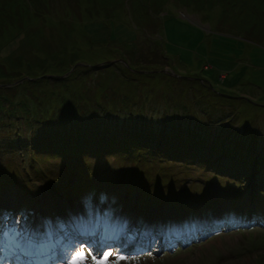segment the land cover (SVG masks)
<instances>
[{
    "label": "rangeland",
    "instance_id": "obj_1",
    "mask_svg": "<svg viewBox=\"0 0 264 264\" xmlns=\"http://www.w3.org/2000/svg\"><path fill=\"white\" fill-rule=\"evenodd\" d=\"M25 2L6 1L19 7ZM79 4L76 8L73 0H59L54 11L44 10V15L31 10L33 18L22 31L7 28L0 39V64L22 73L29 60L36 65L48 59L53 65L54 53L65 58L69 51H78L72 70L60 79L41 80L34 93L48 97L58 121L71 114L60 112L70 97L79 96L80 104L83 98L94 106V99H102L108 111L101 107L95 111L98 116H89L104 121L118 137L125 136L124 145L120 152L104 149L89 156L43 158L45 153H32L25 144L27 128L22 131L24 142L18 141L21 145L14 151L4 142L0 264H68L81 246L97 257L111 251L112 261L127 258L119 264H264V33H253L250 23L236 22L219 6L195 10L169 1L163 28L159 24L158 30H147L127 21L125 7L106 10L86 0ZM108 12L117 24L112 31L120 43L113 35L104 44L108 24L100 20L108 22L103 14ZM14 18L15 25L24 21ZM88 37L96 41L94 45L87 43ZM61 62L55 69L59 74L69 66L64 59ZM76 63L82 66L77 68ZM85 65L95 66L86 76ZM154 68L167 71L147 72ZM65 78H69L67 89L58 82ZM21 91L30 96L25 87L18 90V98ZM131 125L141 133L149 127L145 150L143 138L135 142L130 136ZM155 126L169 130L168 135L177 133L182 145L188 136L198 140L195 135H200L206 150L223 146L245 167L228 166L230 159L224 155L200 159L179 144L170 149ZM122 129L129 133L120 135ZM137 146L142 152L135 151ZM32 157H41L42 162ZM206 160L223 170L211 168ZM236 174L242 179L234 178ZM4 176L10 180L4 183ZM76 213L90 222L83 223L86 242L70 222ZM156 226L164 231L151 237ZM91 227L100 231L97 238L96 231L90 234ZM175 232L181 235L171 238ZM112 234H121L124 240L104 242ZM43 237L52 244L49 253L23 259L14 248L19 243L33 251L43 244Z\"/></svg>",
    "mask_w": 264,
    "mask_h": 264
},
{
    "label": "trees",
    "instance_id": "obj_2",
    "mask_svg": "<svg viewBox=\"0 0 264 264\" xmlns=\"http://www.w3.org/2000/svg\"><path fill=\"white\" fill-rule=\"evenodd\" d=\"M7 0H0V39L1 36H3L4 31L9 27H17V30L22 31V27L26 24H29L32 20V15L30 14L31 10H34V13L39 12L40 15H44V10L48 12L50 9L54 11V4H58L59 0H49V3H47V0H27V2L23 3L20 7L17 4L12 3H6ZM70 1V0H65ZM74 5L76 8L80 6L79 1L80 0H73ZM88 3L94 4L96 7H101L102 9H108L115 6H121L122 8L125 7L128 19L127 21H131L132 24H135L136 26H143L145 29H151V30H158L159 24L160 26H164V21H162V15L165 13V7L169 1L175 2L177 5L182 6L184 8L188 7H194L195 10H202L203 8H212L214 6H219L226 11V15H229L236 19V22L238 23H250V30L255 34H262L264 33V0H86ZM18 10H13L14 8H17ZM16 16H21L24 21L20 24L15 25V18L16 16H13V14ZM106 14L107 17L105 18L109 20L108 22H103L104 20H100V23L108 24V34L109 38H105L104 44L111 41L113 35V29L117 27V24L113 18H110L108 16H112V14L103 13ZM26 15V18L25 16ZM128 23V22H127ZM127 23H124L123 25H126ZM128 25V24H127ZM110 26V27H109ZM151 27V28H150ZM161 37V34L158 33L156 36L155 46L157 47L156 42ZM115 42H118V38L115 35ZM117 40V41H116ZM123 40V39H122ZM96 42V41H94ZM94 42L88 37L87 43L89 45H94ZM122 44H124V41ZM99 43V42H97ZM158 48V47H157ZM159 51V49H158ZM78 52V51H77ZM74 51H69L68 56L64 58L62 55L60 57V54L54 53L52 59H54V64L51 65L52 60H42V62L38 64L33 65V61L29 60L26 63V69L24 72L20 73L17 69H13L12 71H7L5 66L3 64H0V151H2V145L4 142L9 145L10 151H14L13 149L21 144H18L20 142H24V139L22 137V131L23 129H28V134L25 140V144H29L31 146L32 153H45L43 154V158L51 156L49 154H52V156H59V155H66V154H73L77 153L83 156H89L87 154L92 153H102V151L105 149L106 151H115L118 152L121 151V145L123 144V141L125 140V136L118 137L115 133L111 131V128L106 125V123L102 120L97 121V119H93L89 115L93 114L95 116H98V114L95 113L96 109L103 108L104 112H107L108 108L105 102L101 99L100 101L94 99L93 103L96 104V106L91 105V103L86 102L82 98V104L78 102L79 96L70 97L69 102H66L67 107H62L63 105V97L59 99L58 106L62 107L60 112L63 114L65 112H70L71 114L69 117H66L62 120H56L53 119V116L51 112L53 109H50L49 107L52 106L49 103L48 97H45L44 95H36L34 92V85L38 84L43 81H50L52 77H58L62 76L64 73L68 71L70 68L73 69V63L78 61V54ZM71 57L69 59L68 57ZM64 59V61L67 62L69 66L62 71L63 73H57L55 69H58L62 64L61 60ZM111 61H106L105 66H110ZM125 63L122 60V64ZM32 65L34 67H32ZM13 67H18V64L11 65ZM74 66H82V63H76ZM124 66V64H123ZM95 66H88L85 65V69L88 71H83L82 73L84 76H86L87 73L94 70ZM125 67V66H124ZM83 68V67H82ZM128 69L127 67H125ZM81 69V68H80ZM75 70V69H74ZM73 70V71H74ZM159 70V71H158ZM39 73H38V72ZM78 71V70H77ZM162 72L160 69L154 68L151 71L147 72ZM61 72V71H60ZM143 72V71H142ZM81 72H78L80 74ZM145 74V73H144ZM50 78V79H48ZM68 79H61L58 81L61 84H64L65 88L68 86ZM21 81V82H19ZM16 82V85H14ZM13 84V85H11ZM58 86V85H57ZM29 88L30 93L26 95L24 92H20L21 98H18V90L21 88ZM60 87V86H59ZM67 89V88H66ZM33 96V97H31ZM105 104V105H104ZM98 105V106H97ZM92 106V107H91ZM87 108L85 110L86 112H82L83 109ZM107 110V111H106ZM103 113V112H102ZM84 115H87L84 117ZM69 119V120H68ZM23 121V122H22ZM160 122V121H159ZM64 123H71L70 125H64ZM161 123V122H160ZM163 124V123H162ZM97 125V126H96ZM91 126H96L95 128L91 129ZM151 126L150 124L148 125ZM154 126V125H153ZM133 128L132 133H130V136H133V141L137 142V138L139 140H144V144H142V150H145V146L148 145V136L147 130H149L147 127H143V130L145 131L141 133V131L137 130V127L134 125H131L129 128ZM164 127L155 126L154 129H158V134L160 137V140L166 141L167 143H164L166 146L168 145V148L174 149L176 144L178 146H181L184 148V150L190 151V153L194 156H199L200 159L206 158V159H212V154H214V158H218L220 155H224L227 157V159H230L228 162V166H234L237 168L245 167L241 164L237 163L238 156H234V154L228 153L225 149V147L221 146L222 149L218 148L216 151L212 149V146L207 148L209 150H206V146L202 144L200 141H202L204 138L200 135H195L198 140H193L191 137L188 136L187 140L184 141V145H182V142L177 143L180 139V136L177 133H172L168 135L169 130L163 131ZM67 130V131H66ZM123 132L129 133V131H125V129H122L120 131V135H123ZM151 132V131H149ZM119 134V133H118ZM173 134H176L175 136H172ZM193 136V135H192ZM151 139V138H150ZM20 141V142H18ZM141 142V141H140ZM162 145V144H161ZM116 148V149H113ZM12 149V150H11ZM113 149V150H111ZM151 149V148H150ZM135 151L142 152L138 146L135 148ZM214 151L216 153H214ZM195 152V153H193ZM237 151H233L235 153ZM261 155V154H260ZM263 159H264V154ZM246 156V155H245ZM249 156V155H248ZM37 157V156H36ZM247 157V156H246ZM41 158V157H39ZM39 158H33L34 161H41ZM248 158V157H247ZM227 162V160H226ZM206 164L210 165L211 168L214 169H222L219 165L218 168H216L212 161L206 160ZM230 164V165H229ZM244 164V162H242ZM264 166V165H263ZM43 169V167H42ZM39 169V170H42ZM250 169L248 168V171ZM43 171V170H42ZM246 172V171H245ZM251 172V171H250ZM253 173V171H252ZM251 173V174H252ZM264 173V171H263ZM250 173H247L248 175H251ZM233 176V175H232ZM234 178H240L242 179V174H239ZM246 176V177H247ZM10 180L9 177L4 176L3 182ZM243 182V181H242ZM240 186H242L240 184ZM243 187V186H242ZM241 187V188H242Z\"/></svg>",
    "mask_w": 264,
    "mask_h": 264
},
{
    "label": "snow or ice",
    "instance_id": "obj_3",
    "mask_svg": "<svg viewBox=\"0 0 264 264\" xmlns=\"http://www.w3.org/2000/svg\"><path fill=\"white\" fill-rule=\"evenodd\" d=\"M114 254L111 251H105L100 257L92 255L86 247L81 246L71 255L68 260V264H89V258L91 264H119V261L127 259L126 257L119 256L115 261L110 260Z\"/></svg>",
    "mask_w": 264,
    "mask_h": 264
},
{
    "label": "bare ground",
    "instance_id": "obj_4",
    "mask_svg": "<svg viewBox=\"0 0 264 264\" xmlns=\"http://www.w3.org/2000/svg\"><path fill=\"white\" fill-rule=\"evenodd\" d=\"M75 207V206H74ZM53 218V217H52ZM124 219V218H123ZM137 219V218H136ZM119 220V219H118ZM174 223V222H173ZM179 223V222H178ZM112 224V223H111ZM51 225V224H50ZM147 226V225H146ZM49 227V226H48ZM63 229V228H62ZM76 231H78L77 233L79 234V230L78 229H76ZM45 232V231H44ZM46 234V233H45ZM53 234V233H52ZM42 235V234H41ZM41 235L39 236L40 238H41ZM120 235V234H119ZM152 236V235H151ZM44 238H46V237H43L42 239H41V241L43 242V244L41 245V246H39V247H37L36 248V250L34 251V254L35 255H40V253L42 252H45V251H47L48 253L52 250V248H51V246H52V244H51V242H47V241H45L44 240ZM114 239H116V237H114ZM88 241V240H87ZM37 242V241H36ZM98 243H101L100 241L98 242ZM175 244H176V242H175ZM60 245V244H59ZM41 258V257H40Z\"/></svg>",
    "mask_w": 264,
    "mask_h": 264
},
{
    "label": "water",
    "instance_id": "obj_5",
    "mask_svg": "<svg viewBox=\"0 0 264 264\" xmlns=\"http://www.w3.org/2000/svg\"><path fill=\"white\" fill-rule=\"evenodd\" d=\"M162 71H163V72H164V71L166 72L167 70H166V69H163ZM178 235H181V234H179L178 232H175V233H173L170 237H171V238L174 237V238L176 239V237H177ZM164 236L166 237V235H164ZM165 242H168V241L165 240L164 243H162V245H164ZM174 244H175V243H174ZM174 244H173V246H176V245H174ZM168 247H169V246H168ZM160 249L162 250L163 247H161ZM161 250L159 251V253L162 252ZM145 251H146V250H144V252H145ZM149 251H150V249H149ZM149 251H146V252H149Z\"/></svg>",
    "mask_w": 264,
    "mask_h": 264
}]
</instances>
